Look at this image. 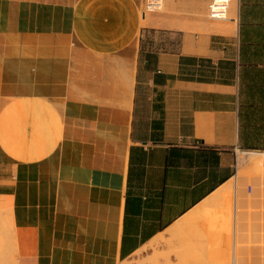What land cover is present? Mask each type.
<instances>
[{"label": "crops", "instance_id": "0c3cea01", "mask_svg": "<svg viewBox=\"0 0 264 264\" xmlns=\"http://www.w3.org/2000/svg\"><path fill=\"white\" fill-rule=\"evenodd\" d=\"M211 1L0 0L17 264H122L264 153V0Z\"/></svg>", "mask_w": 264, "mask_h": 264}, {"label": "bare ground", "instance_id": "6f19581e", "mask_svg": "<svg viewBox=\"0 0 264 264\" xmlns=\"http://www.w3.org/2000/svg\"><path fill=\"white\" fill-rule=\"evenodd\" d=\"M127 144H128V140H127ZM239 160L241 161L242 158H240ZM248 162L250 168L247 171L248 174L251 175L253 183L249 182L251 184L249 183L246 185L242 184L243 187L245 186L244 189L242 187H239L238 184L237 185L239 188L236 186V184H234L233 186L232 181H235L236 179L239 181L240 178L239 175H243V174L246 175V172L243 170H241L240 172L239 171L236 172L233 178L228 179L229 181L226 180L227 182L219 186L217 190L215 189L216 191H213V194L211 193L207 199H204V201L202 200V203H198L199 205L197 207H195L187 215L185 214L186 215L185 217L176 221L175 224H173L172 226L170 225L171 227L169 229L167 228L168 230L161 232L163 233V235L164 232H166L165 235H167L169 238L167 239V241H164L162 239L165 242L166 249L163 252L160 251L161 253L158 252L160 254L159 256L157 255L158 256L157 260L160 257L165 261V264H171L170 259L173 256L177 261H183L182 264H185L184 260L186 261L187 264H203L204 262L206 264H249L254 258L256 260L253 259V261L255 263L258 262V264H260V260L264 257V254H260L258 248L264 247V226L258 228V222L254 224L255 225L254 231H257V234L255 236H259V239H257L256 237V239L253 241L255 246L254 245H250L251 247L246 246L245 241L243 244V239L246 237L245 209H247V206L251 201V195L256 190L258 184L261 187L264 186V182L263 181L260 182L262 179L264 180V178L260 180L258 179L259 176L262 175L261 170L264 169V155L258 153H252L248 158ZM256 175H259L258 178H256L257 177ZM242 178L243 177H241V180ZM232 214L234 218L230 220L231 217H229V215L231 216ZM4 215H5L3 216L5 218L4 220H6V218H8L9 215H7L6 213ZM8 219H9L8 222L13 223L11 222L12 218L10 219V216ZM213 221H215L216 224H218V226L223 225V227L225 228L224 230H221L219 228L218 231L219 233L217 234L215 240L216 242H214L212 245H209L210 248L207 249L206 251H202L201 249L202 247L199 245V242H197V236L199 235L198 232L201 230V228L204 227L205 223L213 222ZM228 222H230L232 229L230 228ZM260 225H262V222H260ZM7 227L8 226H6V228ZM10 233H9V237H10V242L12 244L11 246L13 248L12 252H14L13 231H11ZM160 236L159 237L155 236V237L156 238L158 237L159 239L162 237ZM3 241L4 240L1 238L0 235V264H4L5 262L3 259V250H4ZM149 244L153 246V244L150 242L147 244L148 247L151 246ZM155 245L156 244L154 243V246ZM141 250L144 251V249ZM249 254L253 255L252 259L251 258L248 259L250 256ZM131 255L134 254L132 253ZM135 255H137V252ZM14 256L15 253H13V264H17ZM152 256L154 257V255ZM147 258L148 257L145 258L147 262L150 260L153 261V264L154 262H156V259L154 260V258L153 259L149 258L148 260ZM126 262L127 261L123 262L122 264H127Z\"/></svg>", "mask_w": 264, "mask_h": 264}, {"label": "rangeland", "instance_id": "374dc122", "mask_svg": "<svg viewBox=\"0 0 264 264\" xmlns=\"http://www.w3.org/2000/svg\"><path fill=\"white\" fill-rule=\"evenodd\" d=\"M252 153L253 152H238L237 153L236 172H238V171L240 172L241 170H243L246 172V175L245 174L239 175L240 176L239 181L237 179L235 181L231 180L233 186H234V184H236L237 187L239 185V187H242L244 189L245 186L243 187L242 184L246 185L249 182L253 183L251 175L248 174V171H247L250 168L248 158ZM258 154L264 155V153H258ZM240 158H242L241 161L239 160ZM261 173L263 176L262 175H260V176L256 175L257 177L255 176L256 178H258V176H259V178H258L259 180L264 178V169L261 170ZM241 177H243L242 180H241ZM243 181H244V183H243ZM262 181L264 182L263 179L260 182H262ZM251 183H249V184H251ZM231 191H232V189H231ZM249 198H250V196H249ZM245 210H246V214H245V217H246V221H245L246 222V237L243 239V244L245 241L246 246L251 247L250 245H254L253 241L256 239V237H257V239H259V236H255L257 234V231H254V228H255L254 224L256 222H258V228L264 226V186L261 187L258 184L256 190L252 193L251 201L249 202L247 209H245ZM5 213L8 215L7 211H0V224H1L0 225V235H1V238L4 240L3 241V249H4L3 250V259L5 261L4 264H13V253L14 252H12L13 248L11 246L12 244L10 242V237H9V233L13 230H12L11 223L8 222L9 216H8V218H6V220H4L5 218L3 216H5L4 215ZM2 217H3V219H2ZM229 217H231L230 220H232L234 218L233 214L231 216L229 215ZM259 220H260V222H262V225H260ZM230 222H228L229 225H230ZM6 226H8V227L6 228ZM219 228L221 230H224L225 227H223V225L218 226V224H216V222L213 221V222L205 223L204 227L201 228V230L198 232L199 235L197 236V242H199V245L202 247L201 248L202 251H206L207 249L210 248L209 245H212L214 242H216L215 240H216L217 234L219 233L218 232ZM230 228H231V225H230ZM168 238L169 237L167 235H165V236H162L161 238L157 239L158 241L155 240L154 243L156 244L155 245L156 248L154 246V243L152 242L153 246L151 244H149V245H151V246H149L150 248L147 246L146 249H144V251H142L141 253H137V255H135L134 257L129 259L126 263L127 264H153V261H151V260H150L151 263H150V261H148V262L146 261L145 258L148 257L147 260L149 258L150 259L154 258V260L156 259V262H154V264H165V261L163 259H161L159 257L157 260V257L159 256V254L161 252L165 251L166 246H165L164 241H167ZM258 251L260 254H264V247L258 248ZM158 252H160V253H158ZM151 254L154 255V257ZM249 255L250 256L248 259H250V258L252 259L253 255H251V254H249ZM15 257H16V252H15ZM253 259L249 264H258V262L255 263L253 261ZM170 260H171V264H182V262H183V261H177L173 256L171 257ZM254 260H256V259H254ZM184 262H185V264H187L185 260H184ZM203 264H206V263L204 262ZM260 264H264V257L260 260Z\"/></svg>", "mask_w": 264, "mask_h": 264}, {"label": "built area", "instance_id": "2783aa9c", "mask_svg": "<svg viewBox=\"0 0 264 264\" xmlns=\"http://www.w3.org/2000/svg\"><path fill=\"white\" fill-rule=\"evenodd\" d=\"M228 4L229 0H212L208 5V18L211 20L225 19ZM162 6L163 0H143L140 10L141 19H145L149 14L161 11Z\"/></svg>", "mask_w": 264, "mask_h": 264}]
</instances>
